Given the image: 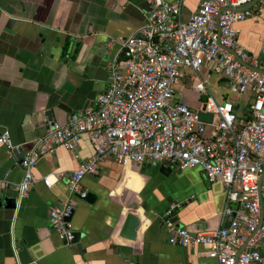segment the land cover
Wrapping results in <instances>:
<instances>
[{
    "label": "crops",
    "instance_id": "crops-1",
    "mask_svg": "<svg viewBox=\"0 0 264 264\" xmlns=\"http://www.w3.org/2000/svg\"><path fill=\"white\" fill-rule=\"evenodd\" d=\"M200 1L185 0L184 16ZM148 9L145 0H0V132L8 131L11 147L28 149L44 133L45 112L65 124L72 113L94 105L109 86L107 65L119 54L118 40L145 26ZM234 28L241 47L264 57V4L256 3L252 16ZM246 95L249 106L253 97ZM76 154L57 148L39 159L32 170L36 183L17 200L13 187L23 178L22 157L0 145V264H219L204 247L170 245L161 220L178 203L176 227L219 229L229 220L221 216L227 203L220 182L209 183L199 169L173 168L164 175L156 164L121 165L111 158L81 181L97 196L92 204L78 201L70 220L83 235L84 253L64 246L49 212L68 199V178L94 156L87 138ZM56 175L51 188L40 180ZM11 197L14 210L3 204ZM257 250L264 256V241Z\"/></svg>",
    "mask_w": 264,
    "mask_h": 264
},
{
    "label": "built area",
    "instance_id": "built-area-1",
    "mask_svg": "<svg viewBox=\"0 0 264 264\" xmlns=\"http://www.w3.org/2000/svg\"><path fill=\"white\" fill-rule=\"evenodd\" d=\"M145 1V26L118 40L119 54L107 65L108 88L65 124L47 121L44 133L30 142L19 161L23 178L13 187L17 200L36 183L32 170L39 159L57 148L77 158L78 145L87 138L94 156L68 178V199L49 212L50 227L64 246L74 240L67 219L87 193L81 181L111 158L121 165L199 169L209 183L220 182L227 203L221 216L229 218L227 223L209 233H191L174 225L179 204L171 203L162 217L168 243L204 247L219 264H264L259 252L238 254L243 243L257 249L264 241V57L241 47L234 28L252 16V8L246 7L253 0H202L187 17L185 0ZM213 75L215 83L223 82L230 91L252 95L248 118L238 117L227 100L215 101L207 88ZM184 90L198 94L194 105L180 99ZM0 145L19 150L11 147L6 130L0 132ZM49 179H40L47 188L59 176Z\"/></svg>",
    "mask_w": 264,
    "mask_h": 264
},
{
    "label": "water",
    "instance_id": "water-1",
    "mask_svg": "<svg viewBox=\"0 0 264 264\" xmlns=\"http://www.w3.org/2000/svg\"><path fill=\"white\" fill-rule=\"evenodd\" d=\"M258 1L259 0H253L252 3L250 4V6H248L246 8H252ZM251 69H253V68H251ZM262 73H264V72H262ZM198 98H199L198 94H196V93H194V92H192L190 90H184L182 92V94H181V98L180 99H182V100H186L187 99L188 102H192V100H194V99L197 100ZM233 110L237 111V108L234 106ZM44 115L47 117V121H52L51 112L47 111V112L44 113ZM26 150H27V148H19L18 152H19L21 157L24 156ZM159 171H160V173H162L164 175H168L169 173L172 172V168L160 166L159 167ZM262 178H263V176L261 177L260 182H261ZM259 185H260V183H259ZM96 199H97V196L93 192L88 191L86 193L85 197L83 199H79L78 198L77 202L78 201H83V202L92 204V203H94L96 201ZM1 201H2V194L0 193V202ZM3 204H4V206L6 208L14 210L16 208V206H17V200L14 197L7 198V199L4 200ZM72 215H73V212H72L71 216L67 219V221L71 220ZM261 222H262V216H260V221H259V224H258V226L256 228V231H257V229H259V227L261 225ZM161 223L164 226L162 220H161ZM164 228H165V226H164ZM165 230H166V228H165ZM256 231L251 235V237H253L255 235ZM82 237H83V235L81 233L74 232V240H73L72 246H76L77 251H78V253L80 255H82L84 253V249L82 248V245L80 243V240H81ZM184 248H192V247H184ZM244 250H247L249 252H258V250L255 249V248H247L246 243L239 248L238 254H240Z\"/></svg>",
    "mask_w": 264,
    "mask_h": 264
},
{
    "label": "rangeland",
    "instance_id": "rangeland-1",
    "mask_svg": "<svg viewBox=\"0 0 264 264\" xmlns=\"http://www.w3.org/2000/svg\"><path fill=\"white\" fill-rule=\"evenodd\" d=\"M205 73L201 74V78H204ZM197 79V77H193ZM185 86H190V82L185 83ZM207 88L210 94L213 96L216 102L220 103L223 100H227L232 103L234 106H237L236 114L238 117L244 118L246 117L247 106H248V95L240 94L239 92L230 91L229 87H226L223 82L215 83V76H211L210 82L207 84ZM180 87H177L179 90ZM185 101L188 102L186 99ZM190 105H194L190 102Z\"/></svg>",
    "mask_w": 264,
    "mask_h": 264
},
{
    "label": "trees",
    "instance_id": "trees-1",
    "mask_svg": "<svg viewBox=\"0 0 264 264\" xmlns=\"http://www.w3.org/2000/svg\"><path fill=\"white\" fill-rule=\"evenodd\" d=\"M248 118V117H245V119Z\"/></svg>",
    "mask_w": 264,
    "mask_h": 264
}]
</instances>
